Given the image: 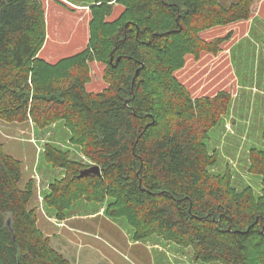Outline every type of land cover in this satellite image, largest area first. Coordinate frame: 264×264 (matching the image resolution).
Here are the masks:
<instances>
[{
	"label": "trees",
	"instance_id": "obj_1",
	"mask_svg": "<svg viewBox=\"0 0 264 264\" xmlns=\"http://www.w3.org/2000/svg\"><path fill=\"white\" fill-rule=\"evenodd\" d=\"M94 1V14L104 9L108 15L110 3L124 8L103 45L117 78L97 93L86 89L84 75L42 76L35 58L45 39L39 0H0V119H32L38 127L63 121L100 169L79 178L77 163L46 151L47 161L65 171L53 205L62 211L77 192L119 196L129 213L118 216H128L136 241L156 235L190 247L203 263L264 264V197L237 193L228 174L216 179L209 172L215 157L206 141L230 97L219 92L191 101L173 76L186 54L217 52L221 40L206 42L201 32L248 20L263 0L229 6L220 0ZM249 163L264 193V151H251ZM21 180L20 161L0 144V264H71L38 229L29 207L33 185L20 188Z\"/></svg>",
	"mask_w": 264,
	"mask_h": 264
},
{
	"label": "rangeland",
	"instance_id": "obj_2",
	"mask_svg": "<svg viewBox=\"0 0 264 264\" xmlns=\"http://www.w3.org/2000/svg\"><path fill=\"white\" fill-rule=\"evenodd\" d=\"M237 1L220 0L223 6ZM39 2L44 9L45 39L35 58L42 61V76L57 79L79 74L84 75L89 92L112 88L117 75L108 70L103 45L117 28L123 6L110 3V13L103 15L104 9L92 12L91 7H98L94 0ZM97 21L103 27H92ZM199 36L209 43L221 40L217 52L186 54L173 76L191 101L219 92L230 97L226 114L206 141L215 157L209 172L216 179L228 174L231 189L250 191L261 201L262 180L250 172L249 156L253 150L264 151V0L248 20L217 26ZM0 144L21 163L20 188L28 182L33 185L29 207L38 229L71 264H219L195 261L190 247L156 235L136 241L128 216H118L129 213L119 196L77 192L58 211L53 205L55 184L65 171L49 163L45 152L55 149L82 170L95 166L63 121L38 127L32 119L21 123L0 119Z\"/></svg>",
	"mask_w": 264,
	"mask_h": 264
},
{
	"label": "water",
	"instance_id": "obj_3",
	"mask_svg": "<svg viewBox=\"0 0 264 264\" xmlns=\"http://www.w3.org/2000/svg\"><path fill=\"white\" fill-rule=\"evenodd\" d=\"M90 174H93V175H100V169L98 166H92L90 168H87V169H84V170H81L78 174V177L79 178H82L84 176H88Z\"/></svg>",
	"mask_w": 264,
	"mask_h": 264
},
{
	"label": "built area",
	"instance_id": "obj_4",
	"mask_svg": "<svg viewBox=\"0 0 264 264\" xmlns=\"http://www.w3.org/2000/svg\"><path fill=\"white\" fill-rule=\"evenodd\" d=\"M59 1H61V2H67L68 0H59Z\"/></svg>",
	"mask_w": 264,
	"mask_h": 264
},
{
	"label": "crops",
	"instance_id": "obj_5",
	"mask_svg": "<svg viewBox=\"0 0 264 264\" xmlns=\"http://www.w3.org/2000/svg\"><path fill=\"white\" fill-rule=\"evenodd\" d=\"M260 6V5H259ZM258 10H259V8H258ZM258 12V11H257Z\"/></svg>",
	"mask_w": 264,
	"mask_h": 264
}]
</instances>
